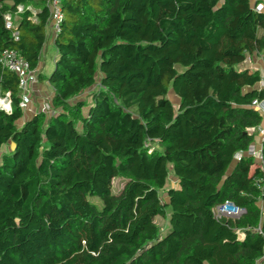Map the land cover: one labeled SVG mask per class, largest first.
Wrapping results in <instances>:
<instances>
[{
  "label": "trees",
  "instance_id": "16d2710c",
  "mask_svg": "<svg viewBox=\"0 0 264 264\" xmlns=\"http://www.w3.org/2000/svg\"><path fill=\"white\" fill-rule=\"evenodd\" d=\"M47 3L0 0V54L35 70L56 50L39 72L51 110L20 126L18 76L0 65V264H258L264 140L260 163L248 151L264 88L241 66L264 62L261 1L61 0L57 31ZM227 201L245 212L216 218Z\"/></svg>",
  "mask_w": 264,
  "mask_h": 264
},
{
  "label": "built area",
  "instance_id": "2783aa9c",
  "mask_svg": "<svg viewBox=\"0 0 264 264\" xmlns=\"http://www.w3.org/2000/svg\"><path fill=\"white\" fill-rule=\"evenodd\" d=\"M48 7L50 9V16H51V24L52 29L54 31L59 30V22L63 18L62 10H61V0H48ZM20 10L23 8L20 7ZM259 10L261 8L258 7ZM263 9V8H262ZM7 27L16 28V24H14L11 20L10 16H7ZM15 39L18 40L17 32L14 33ZM0 65L4 68L13 71L18 76V84L19 88L21 89V100L19 102V106L23 108V110L27 109L29 105L32 103V91L35 85H37L39 81V70L38 69H31L28 62L20 55L18 50L6 48L0 54ZM252 105L256 107L260 112L264 114V100L255 99L252 102ZM0 110H4L6 112L12 111V99L10 92L5 93L4 95L1 94L0 91ZM43 111H50L51 110V103L45 102L42 106ZM249 154L257 157H261L262 155L259 154L254 146H252L249 151ZM241 153H239L236 157L241 158ZM228 207L233 210V212H229L227 209ZM215 216L218 219L221 218H236L239 217L242 213L245 212V209L242 207H238L232 202H225L223 204H219L214 208ZM261 232L262 236L264 237V231L262 229H258Z\"/></svg>",
  "mask_w": 264,
  "mask_h": 264
},
{
  "label": "rangeland",
  "instance_id": "374dc122",
  "mask_svg": "<svg viewBox=\"0 0 264 264\" xmlns=\"http://www.w3.org/2000/svg\"><path fill=\"white\" fill-rule=\"evenodd\" d=\"M260 1L262 2V0H252V4L258 3ZM258 5H259L258 6L259 8L264 9V2H262V5L260 3ZM55 57H56V50H55L52 40L50 39V41L48 42L45 48L44 55L42 58V63H41V66H39V72H42L45 75H49L54 69ZM259 85L260 86L262 85L261 82L259 83ZM92 90L93 89L83 92L79 98L86 99L89 101ZM31 97H32V103L29 105L27 109L23 111L24 114H23V117L17 123L18 126H20L27 119H30V115L33 116L38 111H43L42 110L43 104L45 102L50 103L53 96L51 95V92H50V89L47 83L40 81L37 85L34 86ZM169 98L174 103V105H177L179 103V98L171 90L169 91ZM152 146L153 148L160 149V146L158 144H153ZM12 147H13L12 144L4 145L1 148V153H5L6 151L11 150ZM113 184H114V191L119 192V190L125 184V180L122 178H115L113 181ZM170 186H174V187L177 186V179L173 174H171L170 176V179L166 185V189ZM166 189L162 190L161 192V198L164 201L167 200ZM227 210L229 212H233V210H231L229 207ZM169 214H170V210L167 211V215ZM156 221L161 227L164 228L163 232L165 233V229L168 226V216L167 217H157Z\"/></svg>",
  "mask_w": 264,
  "mask_h": 264
},
{
  "label": "crops",
  "instance_id": "0c3cea01",
  "mask_svg": "<svg viewBox=\"0 0 264 264\" xmlns=\"http://www.w3.org/2000/svg\"><path fill=\"white\" fill-rule=\"evenodd\" d=\"M262 2H264V0H262ZM262 2L260 3L262 5ZM259 6V5H258ZM51 28H52V24L50 25ZM41 66V65H40ZM241 68H248L252 71H260L261 73V76H262V81H261V86L258 85L259 88H264V62H263V59L257 55V54H254V55H248L246 61L242 64ZM39 70V68H38ZM47 85L49 86V84L47 83ZM49 89H50V92H51V95H53V92H52V89L50 88L49 86ZM263 117H264V114L262 113ZM31 117V115H30ZM29 118V117H28ZM259 133L258 135L256 136V139H255V142H254V148L255 150L261 154V150H262V143H263V140H264V119H263V122L262 124L257 128ZM255 131V128H250L249 129V132H254ZM256 161L258 163H260L262 161V158L259 156L257 158H255ZM264 262V258L262 257L260 259V261L258 262V264H263Z\"/></svg>",
  "mask_w": 264,
  "mask_h": 264
}]
</instances>
